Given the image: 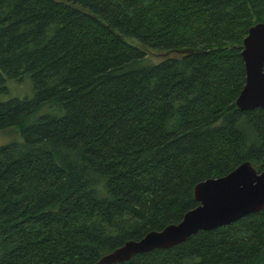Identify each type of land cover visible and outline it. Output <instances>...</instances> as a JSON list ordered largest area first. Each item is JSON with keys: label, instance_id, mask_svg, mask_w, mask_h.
I'll list each match as a JSON object with an SVG mask.
<instances>
[{"label": "trees", "instance_id": "obj_1", "mask_svg": "<svg viewBox=\"0 0 264 264\" xmlns=\"http://www.w3.org/2000/svg\"><path fill=\"white\" fill-rule=\"evenodd\" d=\"M259 22L264 0H0V130L21 134L0 145V264H95L178 223L200 181L264 171V108L236 105ZM115 264H264V207Z\"/></svg>", "mask_w": 264, "mask_h": 264}, {"label": "water", "instance_id": "obj_2", "mask_svg": "<svg viewBox=\"0 0 264 264\" xmlns=\"http://www.w3.org/2000/svg\"><path fill=\"white\" fill-rule=\"evenodd\" d=\"M240 55L245 65V83L236 98L241 110L264 108V23L249 27ZM198 204L182 219L159 231H150L139 240H128L103 255L95 264H115L135 254L169 248L201 230L228 225L264 207V171L248 161L217 178L200 181L193 188Z\"/></svg>", "mask_w": 264, "mask_h": 264}, {"label": "rangeland", "instance_id": "obj_3", "mask_svg": "<svg viewBox=\"0 0 264 264\" xmlns=\"http://www.w3.org/2000/svg\"><path fill=\"white\" fill-rule=\"evenodd\" d=\"M144 50L147 53V59L152 62H159L168 56V53H165L164 51H155L147 48H144ZM31 94L32 89L30 79L26 77L21 82H7V91L2 95V99H7L10 97H29ZM18 141H21V134L17 129L11 127L0 130V145Z\"/></svg>", "mask_w": 264, "mask_h": 264}]
</instances>
